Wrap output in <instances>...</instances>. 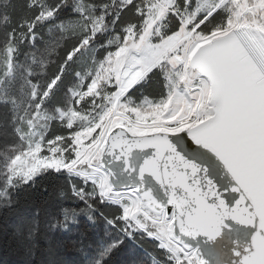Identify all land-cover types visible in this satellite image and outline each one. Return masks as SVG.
Here are the masks:
<instances>
[{
  "label": "snow or ice",
  "instance_id": "1",
  "mask_svg": "<svg viewBox=\"0 0 264 264\" xmlns=\"http://www.w3.org/2000/svg\"><path fill=\"white\" fill-rule=\"evenodd\" d=\"M0 209L25 264H264V0H0Z\"/></svg>",
  "mask_w": 264,
  "mask_h": 264
},
{
  "label": "trees",
  "instance_id": "2",
  "mask_svg": "<svg viewBox=\"0 0 264 264\" xmlns=\"http://www.w3.org/2000/svg\"><path fill=\"white\" fill-rule=\"evenodd\" d=\"M62 177L55 176H42L38 181L34 189L26 190L25 194H22L21 200L24 202L25 196L28 202H34L35 207L41 208V228L47 219L46 211L51 210L53 207L58 206L60 201L56 199V186L62 183ZM42 188H46V191H42ZM27 216H31L32 209L28 208L25 210ZM19 216L14 214L12 210L0 209V264H25L26 257L23 255V250L19 246L18 242L13 238V227L18 221ZM99 227L94 228L88 223L86 219L81 218L80 231L93 232L98 231ZM59 235L57 239H61ZM130 240H126L129 243ZM132 242V241H130ZM123 245V246H124ZM123 246L120 251L116 252L112 257V262L115 257L121 253ZM143 249L151 251V242L145 241ZM59 255L62 259H65L68 264H78L79 257L71 250L70 246L67 248L59 249ZM45 251V245L43 238L40 241V248L38 249L35 257L31 260L30 264H44L48 259Z\"/></svg>",
  "mask_w": 264,
  "mask_h": 264
},
{
  "label": "rangeland",
  "instance_id": "3",
  "mask_svg": "<svg viewBox=\"0 0 264 264\" xmlns=\"http://www.w3.org/2000/svg\"><path fill=\"white\" fill-rule=\"evenodd\" d=\"M148 252L146 249L137 248L133 242L126 243L123 246V250L117 255L112 264H126L127 260L131 258V253H134L136 258H142L145 264H152L151 257L145 255Z\"/></svg>",
  "mask_w": 264,
  "mask_h": 264
}]
</instances>
